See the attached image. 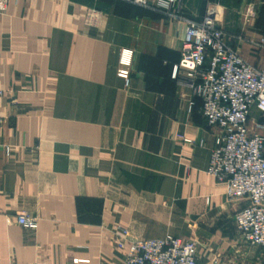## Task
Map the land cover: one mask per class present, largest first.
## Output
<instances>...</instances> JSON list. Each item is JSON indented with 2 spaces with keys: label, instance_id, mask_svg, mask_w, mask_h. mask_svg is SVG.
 Here are the masks:
<instances>
[{
  "label": "crops",
  "instance_id": "0c3cea01",
  "mask_svg": "<svg viewBox=\"0 0 264 264\" xmlns=\"http://www.w3.org/2000/svg\"><path fill=\"white\" fill-rule=\"evenodd\" d=\"M216 6L227 43L256 67L264 0ZM87 9L101 13L97 26ZM185 26L123 0H9L0 14V264H120L126 240L197 243V264H264L243 243L224 184L206 173L214 135L184 75ZM236 36L242 41L235 39ZM130 60L127 79L117 76ZM26 213L36 229L17 224ZM128 230L127 239L117 229ZM120 240V242H118ZM122 245V246H120Z\"/></svg>",
  "mask_w": 264,
  "mask_h": 264
},
{
  "label": "built area",
  "instance_id": "2783aa9c",
  "mask_svg": "<svg viewBox=\"0 0 264 264\" xmlns=\"http://www.w3.org/2000/svg\"><path fill=\"white\" fill-rule=\"evenodd\" d=\"M123 1L160 11L184 24L180 59L172 77L184 75L192 95L200 98L205 125L214 135L206 173L224 184L226 201L242 202L233 215L241 241L264 248V36L248 41L262 56L263 65L256 67L227 43L216 6L208 7L197 20L183 15L182 0ZM8 3L0 0V14ZM100 19L101 13L95 9L84 14L88 26H97ZM235 39L242 41L239 36ZM119 63L122 67L117 69V76L127 79L130 60L121 57ZM3 95L0 90V97ZM0 146L6 155L12 151L1 142ZM16 222L36 229L38 218L19 213ZM117 229L123 235L120 240L127 239L128 230ZM126 241L120 264H197L195 240L167 234Z\"/></svg>",
  "mask_w": 264,
  "mask_h": 264
},
{
  "label": "rangeland",
  "instance_id": "374dc122",
  "mask_svg": "<svg viewBox=\"0 0 264 264\" xmlns=\"http://www.w3.org/2000/svg\"><path fill=\"white\" fill-rule=\"evenodd\" d=\"M259 36H264V34L261 33V34H259Z\"/></svg>",
  "mask_w": 264,
  "mask_h": 264
}]
</instances>
